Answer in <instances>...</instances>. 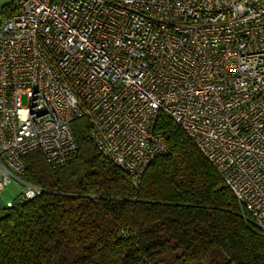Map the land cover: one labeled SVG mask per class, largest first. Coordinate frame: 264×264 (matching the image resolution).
<instances>
[{
    "label": "built area",
    "instance_id": "obj_1",
    "mask_svg": "<svg viewBox=\"0 0 264 264\" xmlns=\"http://www.w3.org/2000/svg\"><path fill=\"white\" fill-rule=\"evenodd\" d=\"M160 115L264 235V0H0V196L22 186L5 208L44 193L26 154L75 162L81 117L138 188L168 152Z\"/></svg>",
    "mask_w": 264,
    "mask_h": 264
},
{
    "label": "trees",
    "instance_id": "obj_2",
    "mask_svg": "<svg viewBox=\"0 0 264 264\" xmlns=\"http://www.w3.org/2000/svg\"><path fill=\"white\" fill-rule=\"evenodd\" d=\"M90 128L85 117L71 123L78 154L61 169L39 150L23 157L21 179L44 193L5 208L0 264H150L170 252L193 264H264V235L167 116L156 128L168 152L138 188L94 148Z\"/></svg>",
    "mask_w": 264,
    "mask_h": 264
},
{
    "label": "rangeland",
    "instance_id": "obj_3",
    "mask_svg": "<svg viewBox=\"0 0 264 264\" xmlns=\"http://www.w3.org/2000/svg\"><path fill=\"white\" fill-rule=\"evenodd\" d=\"M25 104V101H23ZM22 192V186L17 180H13V182L4 188V192L1 194L0 198L3 202V205H0V218L3 216L5 212V205L9 202H14L19 194ZM213 259H216L213 258ZM211 260H207L202 264H211ZM150 264H193L186 263L180 258V254L176 252H170L167 255H157L154 256L153 262ZM218 264H220V260L218 259Z\"/></svg>",
    "mask_w": 264,
    "mask_h": 264
},
{
    "label": "water",
    "instance_id": "obj_4",
    "mask_svg": "<svg viewBox=\"0 0 264 264\" xmlns=\"http://www.w3.org/2000/svg\"><path fill=\"white\" fill-rule=\"evenodd\" d=\"M2 203L0 202V205H1Z\"/></svg>",
    "mask_w": 264,
    "mask_h": 264
}]
</instances>
